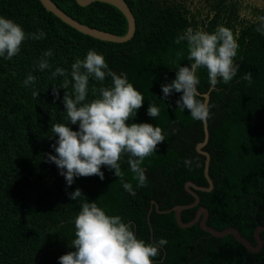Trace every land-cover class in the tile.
Returning a JSON list of instances; mask_svg holds the SVG:
<instances>
[{"label": "trees", "instance_id": "1", "mask_svg": "<svg viewBox=\"0 0 264 264\" xmlns=\"http://www.w3.org/2000/svg\"><path fill=\"white\" fill-rule=\"evenodd\" d=\"M51 1L81 24L117 36L126 33L125 17L112 5L93 2L82 7L75 0ZM124 1L134 16L135 32L127 42L112 43L72 29L39 0H0V16L12 19L26 33H45L43 39L25 40L11 60L0 57V264H59V257L74 251L73 221L84 198L70 200L69 193L77 188L106 214L132 223L138 239L146 243L166 239L154 264H264V232L262 248L251 252L232 235L213 237L198 223L180 228L173 212L160 213L194 201L185 189L187 182L209 186L203 174L205 157L195 149L204 138L202 123L176 108L182 93L161 100V85L176 78L178 66L190 63L186 41H175L188 28L212 33L223 25L236 36L239 69L232 81L214 88L206 69L197 72L198 91L209 93L208 140L201 150L209 154L213 186L208 192L193 190L199 203L182 210L181 220L191 221L203 207L207 226L218 231L235 228L256 245L254 232L264 227V36L256 31L257 18L264 16V0ZM49 49L51 67L41 72L36 65ZM89 50L102 54L112 71L126 73L143 95V106L127 123L163 129L165 141L142 164L145 186H137L128 157L120 161L123 180L132 183L136 196L125 192L114 170L106 166L101 168L103 180L78 177L69 187L57 166L47 162L45 154L55 155L51 146L57 139L51 126L66 122L65 90H59V99L53 96V88H60L64 77L52 78L51 72L57 67L70 72L75 60H83ZM248 72L253 75L250 85L243 79ZM29 73L37 80L26 87L23 81ZM104 83L111 84V78ZM93 84L99 86L90 79V87ZM67 91H72L71 85ZM150 103L161 110L157 118L147 114ZM69 126L78 131V124ZM185 160L191 165L186 166Z\"/></svg>", "mask_w": 264, "mask_h": 264}, {"label": "clouds", "instance_id": "2", "mask_svg": "<svg viewBox=\"0 0 264 264\" xmlns=\"http://www.w3.org/2000/svg\"><path fill=\"white\" fill-rule=\"evenodd\" d=\"M257 24L256 31L264 36V16L257 18ZM43 38L45 33L42 30L26 33L12 19L0 16V57L11 60L19 55L25 40ZM182 41L187 43L190 63L178 66L176 78L161 85V100H168L173 92L182 93L175 102L176 108L187 110L195 121L207 123L211 109L207 99L198 91L200 78L197 72L206 69L208 82L213 88L220 82L228 84L239 69L235 63L239 45L233 30L223 25H218L212 33L188 28L175 42ZM52 55L51 49L43 53L36 65L41 72L50 69L47 58ZM57 76L64 77V80L60 88H53V96L59 99V90H65L62 103L66 122L51 126L53 137L57 139L51 146L55 155L45 154L47 162L57 166L69 187L78 177L97 176L103 180L101 168L106 166L110 171L114 170L124 191L136 196L132 183L123 180L120 161L124 156L128 157L133 179L138 187H143L147 182L143 161L165 141L163 129L159 126L127 123L143 106V95L128 81L126 73L117 74L109 69L105 57L95 50H89L83 60L76 59L70 72L57 67L51 77ZM108 78H111V84L104 83ZM90 79L99 86L93 84L90 87ZM243 79L250 85L252 73H245ZM36 80L29 73L23 85H34ZM70 85L72 91L68 92ZM33 96L37 98L39 94L34 90ZM160 111L158 106L150 103L147 114L157 118ZM77 124L78 131L69 126ZM184 163L190 166L192 162L185 160ZM81 197L84 198L81 210L73 221L75 238L71 241V248L75 250L59 257V264H154L153 258L168 243L166 239L146 243L136 237L132 223H125L119 215L106 214L96 202H89L79 188L69 193L70 200Z\"/></svg>", "mask_w": 264, "mask_h": 264}, {"label": "water", "instance_id": "3", "mask_svg": "<svg viewBox=\"0 0 264 264\" xmlns=\"http://www.w3.org/2000/svg\"><path fill=\"white\" fill-rule=\"evenodd\" d=\"M75 1L79 6H82V7L87 6L93 2H101V3H106L109 5H112L113 7L118 9L123 14V16L125 17L126 22H127L126 33L123 36H117V35L102 31V30H98V29L86 26V25L81 24L80 22L74 20L70 16H68L60 8H58L51 0H39V2L41 3V5L44 7V9L46 11L52 13L60 21H62L64 24L68 25L72 29H74V30H76V31H78L84 35H87L91 38L98 39L101 41H106V42H112V43H124V42L129 41L133 37V34L135 32V19H134V16H133L131 10L129 9L128 5L125 3L124 0H75ZM201 95L204 96L207 99V101L209 102V93H205V94H201ZM202 125H203L204 138H203L202 142H200L196 145L195 149L199 154H201L205 157L203 174H204V177H205L209 186L206 188L205 187H199V186H195L191 182H187L185 184V189L189 194L192 195V197L194 198V201L188 205H178V206L173 207L171 210L160 212V213L173 212L175 221H176L178 227H180V228H190L193 225H195L196 223H198L199 227L203 231L210 233L213 237L223 238L226 235H232L233 238L235 239V241L238 242L239 244L243 245L244 247H246L247 250H249L251 252H258L262 248V245H263L262 239L260 237V233L264 232V227H257L256 228V230L254 232V239H255L256 245H252L248 240L243 238L235 228H227V229H224L222 231H218L212 227L207 226L206 225V219L208 216V212L203 207H199L197 209V211L195 213V217L191 221L184 223L181 220L182 210L193 208V207L197 206L199 203V198L196 195V193H194L193 190L208 192L212 189V186H213L212 182L208 176L209 154L207 152H204L201 150L202 147L205 146V144L207 143V140H208L207 123H202ZM151 204L155 205V208L157 209L155 202H152Z\"/></svg>", "mask_w": 264, "mask_h": 264}, {"label": "rangeland", "instance_id": "4", "mask_svg": "<svg viewBox=\"0 0 264 264\" xmlns=\"http://www.w3.org/2000/svg\"><path fill=\"white\" fill-rule=\"evenodd\" d=\"M253 1H256V0H253Z\"/></svg>", "mask_w": 264, "mask_h": 264}]
</instances>
